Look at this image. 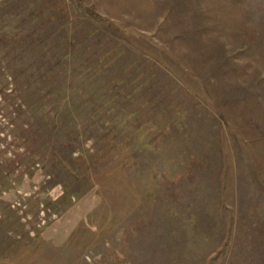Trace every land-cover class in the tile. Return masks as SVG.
<instances>
[{
    "label": "rangeland",
    "instance_id": "rangeland-1",
    "mask_svg": "<svg viewBox=\"0 0 264 264\" xmlns=\"http://www.w3.org/2000/svg\"><path fill=\"white\" fill-rule=\"evenodd\" d=\"M0 264H264V0H0Z\"/></svg>",
    "mask_w": 264,
    "mask_h": 264
}]
</instances>
